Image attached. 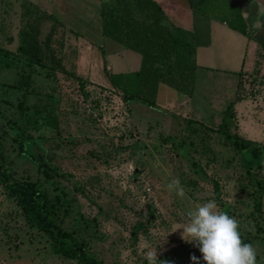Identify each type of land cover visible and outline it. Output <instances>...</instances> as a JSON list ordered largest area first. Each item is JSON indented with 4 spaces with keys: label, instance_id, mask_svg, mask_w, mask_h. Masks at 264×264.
I'll list each match as a JSON object with an SVG mask.
<instances>
[{
    "label": "rangeland",
    "instance_id": "obj_1",
    "mask_svg": "<svg viewBox=\"0 0 264 264\" xmlns=\"http://www.w3.org/2000/svg\"><path fill=\"white\" fill-rule=\"evenodd\" d=\"M64 1L69 15L71 0ZM57 3L0 0L1 53L18 57L25 4L47 13L44 40L59 16ZM63 25L56 46L76 77L36 66L25 79L18 64L0 57V167L46 192L52 222L102 264H148L149 250L167 264H193L192 255L205 264L176 230L187 210L211 199L239 222L242 239L264 264V53L252 74L225 80L202 72L204 101L188 100L189 110L169 113L125 102L97 54L93 61L82 57L79 71L80 47ZM231 96L240 101L231 134L252 140L263 150L260 158L238 151L218 130ZM173 179L184 198L167 191ZM0 264H79L53 252L49 236L27 222L1 184Z\"/></svg>",
    "mask_w": 264,
    "mask_h": 264
},
{
    "label": "trees",
    "instance_id": "obj_2",
    "mask_svg": "<svg viewBox=\"0 0 264 264\" xmlns=\"http://www.w3.org/2000/svg\"><path fill=\"white\" fill-rule=\"evenodd\" d=\"M134 4L139 13H147L143 21L135 18L133 12L135 7L125 3L120 14L110 12L103 33L117 42L124 43L127 48L139 52L143 56L142 67L137 72L119 74H114L106 68L111 85L122 93L125 102L140 101L151 106L156 105L161 83L192 96L196 80L195 46L168 35V31L161 23L162 10L156 4L149 0H134ZM25 6L27 22L20 34L18 57L6 55L3 51L1 53V50L0 57H6L7 65L18 64L25 79L29 78L36 66L53 74L61 73L76 77L75 73L69 72L66 68L64 56L59 54L56 46L59 21L52 17L50 31L45 39L41 40V25L47 13H42L38 6L31 7L29 4ZM105 13L103 10V16H106ZM234 106V102L229 104L218 130L238 151L246 154L251 152L255 158H260L263 150L258 148L259 146L256 147L253 141L231 134V125L235 117ZM44 120L49 126L57 125L53 116H45ZM28 122L36 124L35 117L30 116ZM19 132L21 138H24V131ZM0 184L4 187L6 195L21 207L27 222L49 236L55 254L75 260L79 264H102L88 252L85 244L52 222L47 194L37 184L20 182L2 167ZM69 242L72 247L68 245Z\"/></svg>",
    "mask_w": 264,
    "mask_h": 264
},
{
    "label": "crops",
    "instance_id": "obj_3",
    "mask_svg": "<svg viewBox=\"0 0 264 264\" xmlns=\"http://www.w3.org/2000/svg\"><path fill=\"white\" fill-rule=\"evenodd\" d=\"M149 1L162 10L161 23L170 37L195 46L196 80L192 97L161 83L155 106L133 101L136 104L153 110H169V113H172L171 109L187 111L188 100L193 104L204 101L200 95V92H207L204 91L205 80L200 79L204 73L205 76L217 75L228 80L255 71L259 56L264 53V0ZM57 2L59 16L53 15L61 25L65 23L63 27L69 29L74 43L80 47L77 62L79 71L82 57L93 61L96 54L107 70L114 74L141 69L143 56L139 52L103 33L110 12L120 14L125 3L135 7L133 12L137 20L143 21L147 17V13L137 11L134 0H71L69 15L62 13L65 1ZM103 10L106 16H103ZM88 73L90 70H87ZM107 81L111 85L108 77ZM229 100L235 103L234 108L240 104L236 97L233 100L231 96Z\"/></svg>",
    "mask_w": 264,
    "mask_h": 264
},
{
    "label": "clouds",
    "instance_id": "obj_4",
    "mask_svg": "<svg viewBox=\"0 0 264 264\" xmlns=\"http://www.w3.org/2000/svg\"><path fill=\"white\" fill-rule=\"evenodd\" d=\"M166 189L180 198L186 195L178 179L171 180ZM217 209L215 199H211L187 210L184 222L176 230H183L181 239L199 249L205 264H257L256 248L242 239L239 222ZM144 255L148 264H167L158 260L157 251L149 250ZM191 260L200 264L195 255Z\"/></svg>",
    "mask_w": 264,
    "mask_h": 264
}]
</instances>
